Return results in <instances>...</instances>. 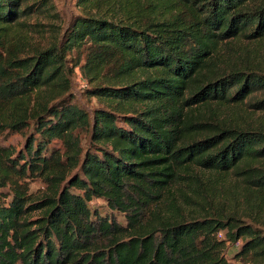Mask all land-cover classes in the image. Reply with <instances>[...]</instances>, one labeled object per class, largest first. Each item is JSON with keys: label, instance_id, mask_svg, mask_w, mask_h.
Wrapping results in <instances>:
<instances>
[{"label": "trees", "instance_id": "16d2710c", "mask_svg": "<svg viewBox=\"0 0 264 264\" xmlns=\"http://www.w3.org/2000/svg\"><path fill=\"white\" fill-rule=\"evenodd\" d=\"M142 2L77 0L54 45L30 50L8 34L47 0H0V136L24 140L0 143V264H230L238 242L264 264L259 229L224 210L232 191L215 210L201 189L233 172L264 204V124L195 115L247 99L264 112V0ZM76 68L105 106L73 98Z\"/></svg>", "mask_w": 264, "mask_h": 264}, {"label": "rangeland", "instance_id": "374dc122", "mask_svg": "<svg viewBox=\"0 0 264 264\" xmlns=\"http://www.w3.org/2000/svg\"><path fill=\"white\" fill-rule=\"evenodd\" d=\"M38 1L39 0H29V5H33ZM142 3H146V0H143ZM83 12L84 10L78 5L77 0H47L44 7H40L37 12L31 15L24 16L19 20V24L12 27L7 37V44H16L30 50L49 48L54 45L53 43L57 41L60 34L65 33L74 18L81 15ZM237 44L239 47L242 46V48L247 46L249 50L253 49L254 53L256 52L254 48H259L256 44L250 43L245 39L239 40ZM71 57L80 59L82 63H84L85 59L79 52L71 53ZM260 58H262V55ZM72 65L73 63L69 64V66ZM70 78L72 80L71 95L78 101V104H80L83 109L92 113L97 107L105 106L106 103L104 100L91 98L89 96L88 90L92 85L84 77L80 68H76ZM250 103L251 101L247 99L243 104L238 106L234 104L223 107L221 110H217V106L213 105V111L199 109L195 112V115L205 119H211L214 115L213 112L216 111L218 118L222 121H227L228 123L241 127H256L260 124H264V112L253 110L249 107ZM23 142L24 140L20 134L0 136V143L6 146L11 145L19 149ZM212 186L216 189L215 194L219 195L213 197V207L215 210L222 208L221 206L224 204L225 196L228 194L232 195L233 193L237 200L233 202V204H227L224 210L229 214H236V216L242 220L240 222L242 225L244 223L253 224L259 229L261 235L264 236V204L256 199L252 200L253 205H249L246 202L243 197L244 183L241 177L235 175L233 172L223 177L208 173V177L203 180L201 189H203L205 194L212 195ZM45 189V185L40 181L33 182L31 185V190L36 193L39 192V195H41ZM228 191H232V193ZM90 206L92 209H99L104 214L110 213L103 200L95 199L90 203ZM118 218L125 224L124 217L118 216ZM238 243L229 245L226 251L225 256L230 264H243L242 261L235 257L242 248V243Z\"/></svg>", "mask_w": 264, "mask_h": 264}, {"label": "built area", "instance_id": "2783aa9c", "mask_svg": "<svg viewBox=\"0 0 264 264\" xmlns=\"http://www.w3.org/2000/svg\"><path fill=\"white\" fill-rule=\"evenodd\" d=\"M219 237L221 238V237H222V234H220ZM238 244H239V243H238Z\"/></svg>", "mask_w": 264, "mask_h": 264}]
</instances>
